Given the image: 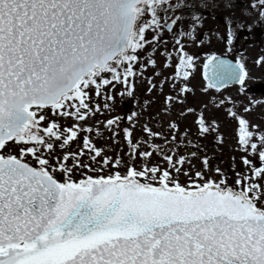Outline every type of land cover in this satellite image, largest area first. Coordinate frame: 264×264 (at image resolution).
<instances>
[{
	"label": "snow or ice",
	"instance_id": "6c2138e0",
	"mask_svg": "<svg viewBox=\"0 0 264 264\" xmlns=\"http://www.w3.org/2000/svg\"><path fill=\"white\" fill-rule=\"evenodd\" d=\"M257 28L264 0H0V264H264V116L226 58Z\"/></svg>",
	"mask_w": 264,
	"mask_h": 264
},
{
	"label": "flooded vegetation",
	"instance_id": "af4514ba",
	"mask_svg": "<svg viewBox=\"0 0 264 264\" xmlns=\"http://www.w3.org/2000/svg\"><path fill=\"white\" fill-rule=\"evenodd\" d=\"M245 35L249 36V39L243 40L242 38V44L238 46V51L230 54L226 58L232 60L233 63H236L240 59H244L246 61L251 78L247 81L248 91L245 103H248L249 101L253 102V113L251 119L258 120L259 117L264 116V67L257 66L254 62L260 56L264 55V28L254 29L251 34L246 32ZM217 48L219 49L218 54L223 52L222 45H218ZM202 63L203 61H201V65ZM202 73L203 68L201 67L200 71L197 73V80L195 82L198 87H202L206 83L203 79ZM237 88L238 85H229L228 87L222 89L219 93L215 90H210L208 96H200L199 93H197V95L200 99H208L211 96H216L218 99L221 98V96L236 97ZM138 95L141 99H143V88L139 89ZM154 98L162 99V97L159 96H155ZM255 102L259 103L257 104ZM117 103L119 106V114L122 116L130 115L133 111L138 110V105L135 100L125 99L123 102L118 100ZM153 109L157 110L155 106H153ZM218 115L220 116V119L223 120V113H219ZM124 122L127 123V120ZM181 127H183V125ZM228 127L229 126L225 124V128ZM107 143L116 147L113 145V141L111 139H109ZM205 143L207 142L196 137L195 128L193 127L192 132L188 137H181L176 142L175 151L178 155L191 159L193 163L199 167L200 160H202L203 156L207 154V150L204 148ZM119 147L123 146L121 145ZM225 147H227V145ZM193 153H196V155L193 156ZM224 159H227V156H225Z\"/></svg>",
	"mask_w": 264,
	"mask_h": 264
}]
</instances>
